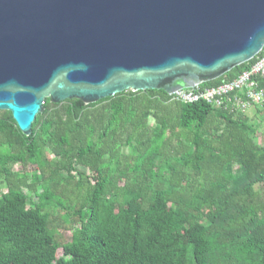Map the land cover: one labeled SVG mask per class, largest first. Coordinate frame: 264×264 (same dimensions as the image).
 Instances as JSON below:
<instances>
[{
    "label": "trees",
    "instance_id": "obj_1",
    "mask_svg": "<svg viewBox=\"0 0 264 264\" xmlns=\"http://www.w3.org/2000/svg\"><path fill=\"white\" fill-rule=\"evenodd\" d=\"M43 108L29 136L0 111V264H264V108L156 90Z\"/></svg>",
    "mask_w": 264,
    "mask_h": 264
},
{
    "label": "water",
    "instance_id": "obj_2",
    "mask_svg": "<svg viewBox=\"0 0 264 264\" xmlns=\"http://www.w3.org/2000/svg\"><path fill=\"white\" fill-rule=\"evenodd\" d=\"M264 47V0H0V111L212 82Z\"/></svg>",
    "mask_w": 264,
    "mask_h": 264
},
{
    "label": "built area",
    "instance_id": "obj_3",
    "mask_svg": "<svg viewBox=\"0 0 264 264\" xmlns=\"http://www.w3.org/2000/svg\"><path fill=\"white\" fill-rule=\"evenodd\" d=\"M168 96L171 100L181 103L203 101L231 114L241 112L247 115L252 109H263L264 54H258L250 68L231 81L208 88L196 85L175 91Z\"/></svg>",
    "mask_w": 264,
    "mask_h": 264
},
{
    "label": "rangeland",
    "instance_id": "obj_4",
    "mask_svg": "<svg viewBox=\"0 0 264 264\" xmlns=\"http://www.w3.org/2000/svg\"><path fill=\"white\" fill-rule=\"evenodd\" d=\"M247 115L249 116V117H254V110L252 109V110H250L249 111V113H247ZM256 116V115H255ZM253 122H257L260 126H259V129H258V132H257V137H258V141H260V140H263L264 139V122H260L259 120H257L256 118H255V120L253 121ZM19 168H18V166H15L14 167V170L15 171H17ZM80 171H84V172H86L87 170L86 169H84V168H78ZM54 225H56L55 223H54ZM59 232V234L61 235V238H60V240H62V241H67L68 239H69V237H70V232L69 231H66V232H62L61 230H59L58 231ZM58 256H61V254H62V252H61V250H59L58 251Z\"/></svg>",
    "mask_w": 264,
    "mask_h": 264
}]
</instances>
